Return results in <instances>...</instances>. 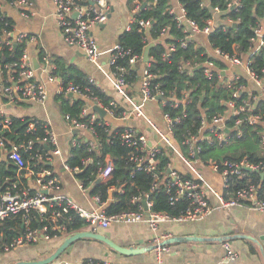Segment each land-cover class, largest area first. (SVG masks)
Segmentation results:
<instances>
[{"label":"built area","instance_id":"2783aa9c","mask_svg":"<svg viewBox=\"0 0 264 264\" xmlns=\"http://www.w3.org/2000/svg\"><path fill=\"white\" fill-rule=\"evenodd\" d=\"M52 2L65 43L79 48L87 60L103 73L114 91L120 96V101L111 99L108 105L104 106L92 96L89 90L81 91L79 87L73 84L63 86V83L53 74V69L46 70L42 67L39 70L41 76L37 77V70L33 68L26 50L23 51L17 63L5 67L13 70V74L7 82L0 78V99L4 104L10 105H19L25 102L43 105L48 98L45 82L41 79L44 74L47 83L57 84V94L75 97L85 103L81 110V116L87 117L88 123L78 122L68 115L64 116L72 131L77 133V136L72 133L69 142L70 147H76L84 141L89 152L96 150L98 141L89 124L100 121V124L108 127L109 133L115 129H120L118 131L119 140L129 149L128 161L134 165L136 171L153 172L157 163L156 157L163 152L168 157L172 156L176 159L180 167L175 166L176 162L171 163L169 161L164 179L160 180L154 174L155 181L150 191L131 200L136 205L135 211L107 214L105 202L101 201L99 194L91 195L89 193L92 183L85 186L82 179L74 176L81 172L78 167L71 168L66 161L63 162V169L74 177L82 195L89 196L97 204L98 208L96 209L85 210L62 195L60 192L61 183L51 171L40 170L35 172L32 169L30 161L35 162L33 165L42 163L49 166L53 156H59L61 153L57 135L48 125H43L44 138L34 137V139L19 140L16 143H10L9 149L5 139L0 136V162L7 160L15 166V178L17 184L20 185L17 187L15 183L12 185V189L7 188L4 192L0 190V222L20 213L24 214L25 220L24 232L8 246H5L4 251L14 250L21 245L36 243L39 240L51 239L48 234L46 235L47 231L63 234L66 226L71 224L74 219L83 220L87 227L95 232L99 228L106 229L113 222H144L151 231L156 232L160 224L164 222H193L207 217L214 211L229 210L233 207H245L264 214V157L258 161H251L248 157L220 162L213 160L210 164H206L202 159L204 145H210L216 150L227 149L230 146L231 138L240 139L243 137L244 132L241 129L243 125L264 127V113L258 108V102L264 100V68L256 73L249 59L237 54L222 53L219 49L213 48L208 41V35L217 26H221L214 20V14L220 11L213 9V17L200 27L186 17L185 11L178 1L176 7H169L168 14L172 17L176 27L183 33V38L176 41L172 40L166 30L162 29L158 38L152 41L154 44L155 42H164L166 39L172 40L167 45L168 52L162 55L163 60H166L167 54L175 51L177 47L187 49L190 43L202 47L206 58L201 63L192 60L181 61L177 68L178 72L191 74L199 67L202 76L211 83L213 82L215 86L234 87L232 97L240 100L237 105L233 100L224 102L225 112L210 119H206L204 113L200 114L199 128L196 133L191 134L186 130V136L178 143L174 136V130L188 116L187 107L190 104L188 93L182 92L180 98H177L173 93L166 96L163 90L158 89L157 85L152 83L155 76L148 71L147 64L142 62V56L133 54L128 58V65L134 69L136 66H142L141 74L138 75V88L135 92V84L129 87L125 81V69L116 66L118 58L128 55L122 51L118 44L109 50L108 70H103L99 64L98 59L102 52L98 49L96 41L89 32L93 27L104 24L108 20L110 7L106 0H52ZM18 3L25 5L26 1L18 0ZM141 6L135 3L131 7L130 24L127 30L136 22L139 31L144 35V42H149L147 30L152 23L149 20L135 19V15L138 14ZM237 6V0H232L228 5L231 9ZM230 22L227 20V24ZM263 30V24H259L254 29L256 45L249 55L259 54L264 49V34H261ZM199 36L205 39L199 40ZM15 41L33 42L35 38L20 34ZM234 66L244 68L246 76L256 87L254 91H245L244 79H240L238 74L231 71V67ZM90 82L97 85L92 78H90ZM150 103L158 104L160 120H155L146 113L145 107ZM93 106L104 110L102 118L92 110ZM168 106L169 111H163ZM129 120H139L143 127L148 130L151 138L147 137L137 127L124 124ZM9 125V116L4 114L0 105V133L8 130ZM34 133L35 126L31 122L26 126L24 134L33 136ZM258 136L261 145H264V129L258 133ZM35 143L49 146L51 150L47 149L46 153H41L39 149L34 151ZM33 151L34 154L32 155ZM23 155L27 156L26 160H24ZM87 163L92 164L90 156L82 161L83 165ZM103 163L104 166L98 168L95 176L96 181L100 183L105 182L113 170L111 157L106 156ZM199 165L208 166L213 173L219 175L222 185L220 191H216L206 184L205 178L198 168ZM250 173L259 176V183L249 177ZM261 174H263V178H261ZM22 177L27 180L26 184L20 183ZM233 179L243 181L242 187L233 191L231 189ZM160 184L165 188L170 204L186 201L187 207L183 214L173 217L153 210L150 194ZM113 190L112 187H109L107 193L111 194ZM118 191L121 189L119 188ZM209 194L213 195L215 204L209 203ZM30 210L39 213L42 221L49 225L42 226L41 229L37 230L30 229L28 221H26V216ZM165 238L166 235L159 234L155 237L154 242L159 243ZM223 247L225 249L224 260L235 261L238 258V253L233 251L227 243H224ZM168 250L167 246L155 249L157 254ZM54 264L68 263L56 261ZM76 264L113 263L88 257Z\"/></svg>","mask_w":264,"mask_h":264},{"label":"trees","instance_id":"16d2710c","mask_svg":"<svg viewBox=\"0 0 264 264\" xmlns=\"http://www.w3.org/2000/svg\"><path fill=\"white\" fill-rule=\"evenodd\" d=\"M16 1L18 0H0V5L2 2ZM178 1L184 9L186 17L200 27L213 17V9L222 12V17L231 22L230 24L217 26L208 35V41L211 46L219 49L222 53L237 54L245 59H249L256 73H259L264 68V49L259 54L249 55L256 45L254 29L259 24L264 25V0H237L238 6L234 9L228 7L232 0ZM128 3H130L131 7L135 3L144 5L143 8H140L138 14L135 15V19L149 20L152 23L151 27L147 30L149 42H144V35L139 31L136 22L118 38L117 44L128 55L118 58L116 66L125 69V81L129 87H132L138 81L140 66H136L135 69L129 66L128 58L133 54L142 56L144 49L158 38L162 29H165L171 39L175 41L182 39L183 33L176 27L172 17L168 14V9L171 6L170 0H128ZM12 31V22L3 14L0 7V78L4 82H7L8 78L13 74V70L6 69L5 67L20 60L26 44V41L16 42L12 36ZM172 40L166 39L164 42H155L148 52V62L146 64L148 71L155 76L152 83L157 85L158 89L163 90L166 96L173 93L177 98H180L182 92L188 93L190 98V104L187 107L188 116L174 130L175 139L179 143L186 136V130L191 134L196 133V130L199 128L200 114L204 113L206 119H210L217 114L225 112L224 102L233 100L237 105L240 100L232 97L234 87L223 88L215 86L213 82L211 83L202 76L199 69L193 71L191 74H180L178 72L177 68L181 61L192 60L201 63L206 58L202 47L192 43L188 45L187 49L177 47L175 51L167 54L168 58L166 60H163L162 55L168 52L167 45ZM40 59H42L41 54ZM54 65L53 74L60 79L63 86L73 84L79 87L81 91L89 90L92 96L97 98L104 106H107L112 99L99 86L93 85L90 82V78L75 66L65 65L62 60L58 59L54 61ZM55 100L63 116L68 115L78 122L88 123L87 117L81 116V110L85 104L82 100H70V98L59 94L56 95ZM258 108L259 111L264 113V100L258 102ZM163 111H169V106L164 108ZM9 120V129L0 133V136L5 139L8 149L10 148V143H16L19 140L34 139V137L42 139L45 137L44 124L41 121L16 117H9ZM31 122L35 126V133L33 136L25 135L26 126ZM99 122L96 121L89 124L96 135L98 148L89 152L84 141L76 147H70L66 163L71 168L78 167L81 170L80 173L74 176L82 179L85 186L92 183L89 191L91 195L99 194L101 201L109 202L105 208L107 214L135 211L136 205L131 200L150 191L155 181L154 174L160 180L164 179L169 157L164 152L157 155V163L154 171L151 173L136 171L134 165L128 161L129 149L119 140L118 131L120 129H115L112 133H109L108 127ZM241 129L244 132L243 137L240 139L231 138L230 146L227 149L216 150L210 145H204L202 157L209 156L218 162L222 160H236L243 157H248L251 161H258L261 157H264V151H261L257 155L253 150L254 146L260 142L258 133L264 127L260 125L255 127L243 125ZM35 149H39L41 153H46L47 149L51 150V147H47L42 143H35L34 151ZM88 156L92 159V164L87 163L83 165V159ZM106 156L112 158L113 170L110 177L105 182L100 183L96 181L95 176L98 168L104 166L103 161ZM23 158L26 160L27 156L23 155ZM30 163L35 172L40 170L52 172L51 166L43 165L42 163L33 165L34 161H30ZM15 173L16 168L11 162L3 160L0 163L1 192H4L7 188L12 189V185L17 184ZM249 177L257 180L258 183L260 181L257 174L250 173ZM20 180V183H27L24 177ZM243 183L241 180L233 179L231 189L234 191L242 187ZM19 186L17 184V187ZM109 187L114 189L110 199L109 193H107ZM119 188L121 191H118ZM150 200L153 202L154 211L163 212L173 217L183 214L187 207L186 201L170 204L168 202V194L162 184L151 192ZM23 216L24 214L20 213L0 222V252H4V247L12 243L24 232L25 220ZM26 221H28L29 228L32 230L41 229L42 226L49 225L47 222L42 221L39 213L33 210L28 212ZM85 227H87V224L83 220L74 219L71 224L66 226L65 232L70 233ZM47 234L49 238H53L59 236L61 233L47 231Z\"/></svg>","mask_w":264,"mask_h":264},{"label":"crops","instance_id":"0c3cea01","mask_svg":"<svg viewBox=\"0 0 264 264\" xmlns=\"http://www.w3.org/2000/svg\"><path fill=\"white\" fill-rule=\"evenodd\" d=\"M25 1V5H20L18 1L2 2L0 7L3 14L12 22V36L14 39L20 34L35 38L33 42L26 41L25 50L32 66L33 61L38 64L37 77L41 76L40 68L54 70V61L57 59L62 60L65 65L75 66L86 76L94 79L97 86L113 100L120 101V96L114 91L103 73L87 60L79 48L65 43L57 23L52 0ZM106 2L110 7L108 20L104 24L93 27L89 32L90 36L96 41L98 49L102 52L98 61L105 71L109 68L107 65L109 50L117 44L119 36L128 31L127 27L131 18V5L128 0H106ZM170 3L171 6L176 7L178 0H170ZM222 15V12L215 13V22L220 25L227 24V19H224ZM198 38L199 40L205 39L202 36ZM40 54L43 60L40 59ZM141 70L142 66L138 70V75L141 74ZM231 71L238 74L240 79H244L245 91L256 89L252 81L246 76L242 66L231 67ZM41 79L45 82L48 93L47 101L43 105L28 102L10 105L4 104L1 99L0 105L4 114L9 117L38 120L52 129L57 135L61 153L59 156H53L49 166H51L52 173L61 183V194L85 210L96 209L98 208L97 204L89 196L82 195L74 177L63 169V162L66 161L68 156L72 133L76 136L77 133L72 131L70 124L60 113L55 100L57 84L47 83L44 74ZM134 87L136 92L138 82ZM68 98L70 100L76 99L70 96ZM145 111L155 120H160V110L157 103L147 104ZM124 124L137 127L147 137L151 138L148 130L143 127L139 120H129ZM175 166L180 167L178 162ZM198 168L202 172L206 184L212 189L220 191L222 185L219 175L213 173L208 166L199 165ZM29 184H32V182H29ZM110 198L111 194H109ZM215 202L213 195L209 194V203L215 204ZM108 204L109 202L106 201L105 208ZM79 231L91 230L85 227L74 232H65L51 238L43 248L36 250L27 249L28 246H24L17 247L13 251L0 252V264L40 260L35 256L41 249L45 253L43 257L45 258L53 253L69 235ZM96 232L106 236L115 244L126 248L152 245L155 243L156 236L164 234L166 238L161 241H169L166 245L169 250L157 254L155 249H150L142 254L123 256L112 251L103 243L92 239H81L69 245L59 257L58 262L76 264L84 258L91 257L95 260L110 261L113 264H264V214L245 207L214 211L207 217L193 222H164L160 224L156 232L151 231L144 222H113L106 229L99 228ZM238 235H247L250 238H240L237 237ZM192 238L202 240H193ZM217 238L223 239V241L215 240ZM224 243H227L233 251L238 253V258L235 261L224 260Z\"/></svg>","mask_w":264,"mask_h":264},{"label":"water","instance_id":"95a60500","mask_svg":"<svg viewBox=\"0 0 264 264\" xmlns=\"http://www.w3.org/2000/svg\"><path fill=\"white\" fill-rule=\"evenodd\" d=\"M144 5L141 6V8H143ZM261 34H264V30L262 31ZM153 46V43L149 44L143 51L142 53V62L143 63H147L148 62V52L150 50V48ZM33 66L35 69L38 68V64L33 61ZM199 69V67H198ZM71 97V96H70ZM158 100H161L160 98H158ZM93 111H95L99 117H103L104 116V110L100 109L97 106H93L92 107ZM261 178H263V174H261ZM237 237L240 238H245V239H249L250 237L247 235H238ZM81 239H92L95 241H98L100 243H103L104 245H106L107 247H109L112 251L123 255V256H133V255H138V254H142L146 251H149L150 249H157L158 247H163L166 246L167 243L169 242L168 240L165 241H160L159 243H153L152 245L149 246H145V247H139V248H126V247H122L119 246L117 244H115L114 242H112L111 240H109L106 236L97 233L95 231H79L76 233H73L71 235H69L56 249L53 253H51L49 256L40 259V260H32V261H18L14 264H54L56 261H58L59 257L61 256V254L66 250V248L71 245L73 242L81 240ZM193 240H202L200 238H192ZM217 241H223V239L217 238L215 239Z\"/></svg>","mask_w":264,"mask_h":264},{"label":"rangeland","instance_id":"374dc122","mask_svg":"<svg viewBox=\"0 0 264 264\" xmlns=\"http://www.w3.org/2000/svg\"><path fill=\"white\" fill-rule=\"evenodd\" d=\"M253 150H254V152L258 155V154H260L261 151H264V145H261V143L259 142L258 144H256V145L254 146ZM202 159H203V161H204L206 164H210V163L214 160V158L209 157V156H203ZM174 160H175V159H174L172 156L169 157V161H170L171 163H175L176 161H174ZM49 240H50V239H48V240H39V241L36 242V243H32V244H24V245L19 246L18 248H20V247H24V246H28L27 249L31 248V249H33V250H34V249L36 250V249H38V248H43V246H44L45 244H47V243L49 242ZM14 250H15V249H14ZM10 251H13V250H10ZM10 253H12V252H10ZM13 253H15V252H13ZM44 254H45V253H43V249H41L40 252H37V255H36L35 257H37V258H39V259H43V257L45 256Z\"/></svg>","mask_w":264,"mask_h":264},{"label":"bare ground","instance_id":"6f19581e","mask_svg":"<svg viewBox=\"0 0 264 264\" xmlns=\"http://www.w3.org/2000/svg\"><path fill=\"white\" fill-rule=\"evenodd\" d=\"M43 56H45V55H43Z\"/></svg>","mask_w":264,"mask_h":264}]
</instances>
